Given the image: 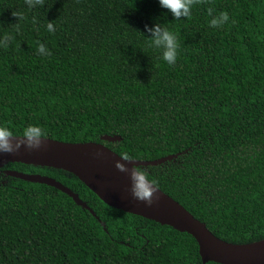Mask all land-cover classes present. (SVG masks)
Returning a JSON list of instances; mask_svg holds the SVG:
<instances>
[{
    "label": "trees",
    "instance_id": "16d2710c",
    "mask_svg": "<svg viewBox=\"0 0 264 264\" xmlns=\"http://www.w3.org/2000/svg\"><path fill=\"white\" fill-rule=\"evenodd\" d=\"M209 9L229 20L209 25ZM154 24L176 35L175 64L151 46ZM5 36L0 126L38 125L127 159L176 154L138 168L217 237L264 239V0H194L180 18L159 0H0ZM8 169L61 181L94 213ZM0 264L203 262L190 233L110 206L68 170L15 161L0 165Z\"/></svg>",
    "mask_w": 264,
    "mask_h": 264
},
{
    "label": "water",
    "instance_id": "95a60500",
    "mask_svg": "<svg viewBox=\"0 0 264 264\" xmlns=\"http://www.w3.org/2000/svg\"><path fill=\"white\" fill-rule=\"evenodd\" d=\"M13 136L10 139L12 140L14 150L12 152H0V165L21 161L68 170L77 175L110 206L144 216L163 225H170L181 232L190 233L199 244L203 264H206L208 261L220 262L222 264H264V247L258 250H245L238 248L242 244L230 243L217 237L208 229L204 222L195 217L179 201L156 185H154L155 191L152 194V203L150 205L136 199L132 195L130 178V170L132 168L161 164L176 157V154L154 160L127 159L102 142H68L44 136L38 148L29 149L25 147L24 143H20L19 147L16 148V143L21 139L22 135ZM120 138V136L108 134L102 137V139L109 141H116ZM118 162L124 164L128 171L119 170L116 167ZM89 166H98L106 169L123 186L131 201L125 203L112 198L91 174ZM7 173L25 180L54 186L73 197L77 204L88 208L94 213V210L90 208L87 202L81 199L78 193L53 177L12 169H8ZM102 224L104 225V223Z\"/></svg>",
    "mask_w": 264,
    "mask_h": 264
},
{
    "label": "clouds",
    "instance_id": "9594fccd",
    "mask_svg": "<svg viewBox=\"0 0 264 264\" xmlns=\"http://www.w3.org/2000/svg\"><path fill=\"white\" fill-rule=\"evenodd\" d=\"M39 2L40 0H25L29 8L34 7ZM193 2L194 0H159L160 6L170 11L174 18L188 17L191 13ZM208 11L211 16L208 24L211 26L219 27L229 20L227 12L221 11L217 15H212V10L209 9ZM46 28L49 32L54 31V26L51 22L46 25ZM145 28L152 33L150 44L160 50L163 61L169 65L175 64L178 48L176 35L159 24H154L152 28H147V25H145ZM9 39L10 37L8 36L0 38V46L6 47ZM37 52L44 55L51 54L43 43L38 45ZM10 137L14 136L9 128L0 126V152H12L14 150ZM42 138V129L38 125L29 124L23 129V134L21 139L17 141L16 148L19 147L20 143H24L25 147L29 149L38 148ZM116 167L121 171H128L125 165L119 162ZM130 178L132 195L136 199L150 205L152 203V194L155 191L154 184L147 179L144 172L139 168L130 170Z\"/></svg>",
    "mask_w": 264,
    "mask_h": 264
},
{
    "label": "bare ground",
    "instance_id": "6f19581e",
    "mask_svg": "<svg viewBox=\"0 0 264 264\" xmlns=\"http://www.w3.org/2000/svg\"><path fill=\"white\" fill-rule=\"evenodd\" d=\"M91 174L102 185L105 191L114 199L120 202H130L131 198L125 192L122 185L104 168L98 166H89ZM236 247V246H234ZM264 247V240L254 242L251 244H242L238 248L245 250H258Z\"/></svg>",
    "mask_w": 264,
    "mask_h": 264
}]
</instances>
